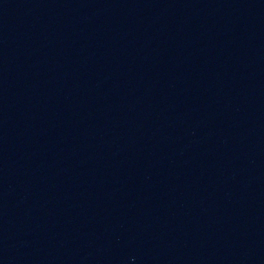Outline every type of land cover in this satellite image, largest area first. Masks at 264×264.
I'll list each match as a JSON object with an SVG mask.
<instances>
[{
	"label": "water",
	"instance_id": "95a60500",
	"mask_svg": "<svg viewBox=\"0 0 264 264\" xmlns=\"http://www.w3.org/2000/svg\"><path fill=\"white\" fill-rule=\"evenodd\" d=\"M0 264H264V0H0Z\"/></svg>",
	"mask_w": 264,
	"mask_h": 264
}]
</instances>
